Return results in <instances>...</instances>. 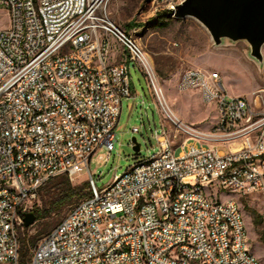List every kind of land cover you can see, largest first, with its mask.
Listing matches in <instances>:
<instances>
[{"label":"built area","instance_id":"obj_1","mask_svg":"<svg viewBox=\"0 0 264 264\" xmlns=\"http://www.w3.org/2000/svg\"><path fill=\"white\" fill-rule=\"evenodd\" d=\"M182 1L152 3L174 17ZM109 2L0 0L10 17L0 30V264H20L18 231L39 189L84 168L89 195L27 264H262L240 202L219 195L264 203V109L231 96L218 72L189 69L177 89L197 92L217 119L204 130L176 118L152 57L110 18ZM131 67L173 130L161 123L157 152L99 188L89 164L115 149Z\"/></svg>","mask_w":264,"mask_h":264},{"label":"rangeland","instance_id":"obj_2","mask_svg":"<svg viewBox=\"0 0 264 264\" xmlns=\"http://www.w3.org/2000/svg\"><path fill=\"white\" fill-rule=\"evenodd\" d=\"M107 10L110 18L122 30L132 34L150 54L166 100L184 123L206 130L217 119L215 109L205 105L197 92H180L177 89L179 77L189 69L218 72L231 96H244L252 105L264 109V62L259 65L249 57L246 43L226 42L222 46H215L207 30L196 19L165 16L167 7L162 2L153 4L152 0H110ZM9 23V13L0 6V30L8 28ZM131 85L132 97L123 99L121 115L115 128V149L109 159H106V149H100L89 164L99 188L109 184L115 175L123 174L141 158L157 152L155 133L160 131L161 123L173 130L160 107H157L144 76L134 67H131ZM134 128L139 132H133ZM133 138L140 145L139 153L133 150ZM182 138L178 136L176 141ZM63 177L56 176L39 189L36 199L28 205L30 212L53 208L51 203L63 189ZM69 179L74 187L82 186L89 182V172L84 168ZM219 198H236L240 202L245 214L250 251L264 264L262 197L222 194ZM73 206L53 208L50 215L36 220L28 228L20 229L18 238L38 243L65 219ZM253 212L261 217L257 226L252 222Z\"/></svg>","mask_w":264,"mask_h":264},{"label":"water","instance_id":"obj_3","mask_svg":"<svg viewBox=\"0 0 264 264\" xmlns=\"http://www.w3.org/2000/svg\"><path fill=\"white\" fill-rule=\"evenodd\" d=\"M175 18H194L209 33L215 46L226 42H244L249 47V57L262 65L264 57V0H183L176 5ZM133 150L140 151L136 139ZM24 227L36 222L33 212L24 215Z\"/></svg>","mask_w":264,"mask_h":264},{"label":"trees","instance_id":"obj_4","mask_svg":"<svg viewBox=\"0 0 264 264\" xmlns=\"http://www.w3.org/2000/svg\"><path fill=\"white\" fill-rule=\"evenodd\" d=\"M169 16V13L167 15ZM64 185L61 193L58 195V197L51 203L53 208H63L70 205H75L79 203L81 200L86 198L89 193L86 191L89 187V182L83 184L82 186L74 187L70 183V179L67 175H64L63 177ZM47 184V183H46ZM53 208L47 210H34L33 213L36 215V220H39L40 218H43L45 216L50 215L53 212ZM252 222L255 226L259 225L261 222V217L259 215H256V213H252ZM19 255H20V264H27L31 260V250L36 247L37 242L31 241L27 242L25 239H19Z\"/></svg>","mask_w":264,"mask_h":264},{"label":"bare ground","instance_id":"obj_5","mask_svg":"<svg viewBox=\"0 0 264 264\" xmlns=\"http://www.w3.org/2000/svg\"><path fill=\"white\" fill-rule=\"evenodd\" d=\"M165 101H166V103H167V105H168V107H169V110H170V112L176 117V118H178V116L171 110V108H170V106H169V104H168V102H167V100H166V97H165ZM179 119V118H178ZM181 120V119H180Z\"/></svg>","mask_w":264,"mask_h":264}]
</instances>
